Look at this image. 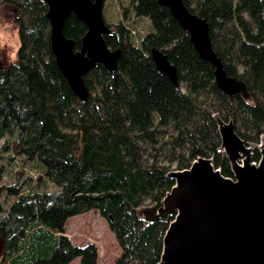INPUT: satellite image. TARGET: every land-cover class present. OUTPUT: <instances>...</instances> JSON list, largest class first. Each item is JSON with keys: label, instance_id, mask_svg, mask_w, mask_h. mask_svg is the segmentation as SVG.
I'll list each match as a JSON object with an SVG mask.
<instances>
[{"label": "trees", "instance_id": "16d2710c", "mask_svg": "<svg viewBox=\"0 0 264 264\" xmlns=\"http://www.w3.org/2000/svg\"><path fill=\"white\" fill-rule=\"evenodd\" d=\"M14 13L16 60L0 65V153L9 149L42 168L37 178L57 192L23 193L30 178L0 186L12 202L0 206V264H96L92 243L73 244L66 220L95 211L112 232L119 254L110 264H156L171 217L144 224L133 208L155 204L173 185L167 173L210 158L232 177L219 150L213 115L230 120L244 143L264 140V3L262 0H182L208 27L212 51L246 94L227 95L215 85L213 66L157 0H129L121 18L105 24L110 50L120 49L115 69L96 64L83 77L79 100L56 66L49 21L41 0H3ZM149 29L140 34L137 19ZM85 25L70 13L62 32L80 47ZM166 54L176 84L160 73L150 48ZM15 136L13 141L10 137ZM11 158V157H10ZM253 150L251 161L257 162ZM2 167L0 166V171Z\"/></svg>", "mask_w": 264, "mask_h": 264}, {"label": "water", "instance_id": "95a60500", "mask_svg": "<svg viewBox=\"0 0 264 264\" xmlns=\"http://www.w3.org/2000/svg\"><path fill=\"white\" fill-rule=\"evenodd\" d=\"M49 21V46L60 73L74 95L85 101L82 77L96 64L115 69L120 49L110 50L103 37L109 27L102 18L103 0H41ZM264 3V0H262ZM187 32L197 55L214 68V82L227 95L246 94L239 79L228 76L212 51L206 22L191 13L182 0H157ZM72 13L86 31L80 47L64 36V20ZM264 19V12L262 13ZM155 68L176 84L175 67L166 54L149 50ZM220 137L219 150L230 163L232 177L223 176L210 158H196L188 168L171 170L173 185L160 205L133 208L144 223L171 217L162 237V251L156 264H264V140L246 144L235 133L230 120L213 115ZM257 149L259 158L251 161Z\"/></svg>", "mask_w": 264, "mask_h": 264}, {"label": "rangeland", "instance_id": "374dc122", "mask_svg": "<svg viewBox=\"0 0 264 264\" xmlns=\"http://www.w3.org/2000/svg\"><path fill=\"white\" fill-rule=\"evenodd\" d=\"M0 0V65L10 64L16 60L17 49L19 46V37L17 26L12 21L14 13L13 7ZM129 0H103L102 18L107 23L116 22L121 18V6H126ZM145 18L137 19V28L140 34L149 29ZM10 141L15 136L9 138ZM3 139L0 140V145ZM11 157V158H10ZM0 186L11 184L30 178L29 185L23 186V193L27 189L37 192H57L58 187L47 181L45 178L37 179L42 172V168L36 161H27L22 155L14 154L10 149L0 153ZM13 197L7 196L3 190H0V206L4 210L12 202ZM149 205V204H148ZM2 213H0V216ZM64 235L76 245L92 243L96 249V264H110L114 257L119 254V247L108 229L106 221L95 211H86L69 217L65 223ZM1 252V240H0ZM68 264H79V258L76 257Z\"/></svg>", "mask_w": 264, "mask_h": 264}, {"label": "flooded vegetation", "instance_id": "af4514ba", "mask_svg": "<svg viewBox=\"0 0 264 264\" xmlns=\"http://www.w3.org/2000/svg\"><path fill=\"white\" fill-rule=\"evenodd\" d=\"M261 140H262V139H261ZM261 140H260V141H261ZM260 141H259V142H260ZM259 142H258V143H259ZM256 150H257V149H256ZM252 153H253V151H252ZM257 161H258V160H257ZM252 162H254V161H252ZM254 163H256V162H254Z\"/></svg>", "mask_w": 264, "mask_h": 264}]
</instances>
